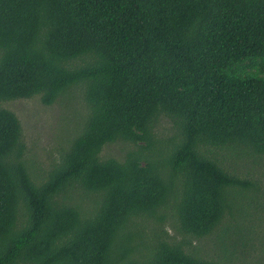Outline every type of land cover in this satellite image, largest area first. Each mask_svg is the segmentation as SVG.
I'll return each instance as SVG.
<instances>
[{"label": "trees", "instance_id": "16d2710c", "mask_svg": "<svg viewBox=\"0 0 264 264\" xmlns=\"http://www.w3.org/2000/svg\"><path fill=\"white\" fill-rule=\"evenodd\" d=\"M69 96L35 174L6 105ZM260 178L264 0H0V264H218L192 240L230 247Z\"/></svg>", "mask_w": 264, "mask_h": 264}, {"label": "rangeland", "instance_id": "374dc122", "mask_svg": "<svg viewBox=\"0 0 264 264\" xmlns=\"http://www.w3.org/2000/svg\"><path fill=\"white\" fill-rule=\"evenodd\" d=\"M74 100L75 97H67L65 107L56 104L46 108L36 99L19 100L6 105L21 122L23 142L27 146L26 158L32 164L33 173L38 171L37 158L45 165L51 157L54 158L57 144L60 142L65 145L66 137L82 118V107H76ZM103 155L119 158L118 146H109L103 151ZM257 188L251 195L252 201L248 206H244L242 217H236L233 221L225 218L221 223L223 227L228 222L230 225L237 222V235L232 234L224 241L230 247H224L222 250L218 244L212 243V240L216 241L215 236L209 237L212 243L210 245L204 240L193 239L194 252L199 257L218 264H264V178H260ZM164 230L169 236L174 235V231L169 227L165 226ZM226 249L229 250V255Z\"/></svg>", "mask_w": 264, "mask_h": 264}]
</instances>
